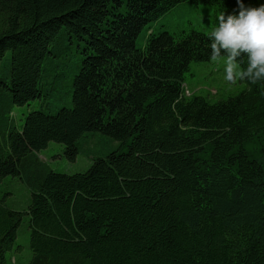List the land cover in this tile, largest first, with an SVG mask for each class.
I'll return each mask as SVG.
<instances>
[{"label":"trees","instance_id":"1","mask_svg":"<svg viewBox=\"0 0 264 264\" xmlns=\"http://www.w3.org/2000/svg\"><path fill=\"white\" fill-rule=\"evenodd\" d=\"M181 3L239 11L237 0H0V120L70 96L30 110L0 149V181L17 176L31 192L24 212L0 199V264L24 214L27 264H264V75L246 73L238 50L243 90L182 95L214 37L152 28ZM87 131L117 143L86 170L38 160L49 141L74 160Z\"/></svg>","mask_w":264,"mask_h":264},{"label":"rangeland","instance_id":"2","mask_svg":"<svg viewBox=\"0 0 264 264\" xmlns=\"http://www.w3.org/2000/svg\"><path fill=\"white\" fill-rule=\"evenodd\" d=\"M217 12L211 4L181 3L172 8L166 15L152 24L155 31H189L192 29L209 32L217 22ZM145 29H142L135 38L138 46L144 43ZM78 48L77 43L72 44L71 51ZM228 56H213L204 61H191L189 69L184 73V85L195 94L215 102L236 94L246 87L241 77L238 62L233 60L234 68L230 70L227 63ZM63 104H70V96L62 97L61 101L50 102L45 96L30 100L22 105H14L8 120H0V149L6 146L8 130L13 126L17 130L22 127L25 115L32 109H47L54 104V108ZM108 136L97 132L87 131L78 139L79 151L74 160L64 155V146L55 141H49L45 148L36 154L40 162L50 169L63 173H76L86 170L91 164L92 156H101L116 146ZM13 210L24 212L31 199L30 188L17 176L6 175L0 181V199ZM28 215L24 214L18 225L17 235L12 248L6 252V261L3 264H27L31 257L29 246Z\"/></svg>","mask_w":264,"mask_h":264},{"label":"clouds","instance_id":"3","mask_svg":"<svg viewBox=\"0 0 264 264\" xmlns=\"http://www.w3.org/2000/svg\"><path fill=\"white\" fill-rule=\"evenodd\" d=\"M237 4L238 12L225 16L222 11L217 16L218 24L210 32L214 37L211 45L213 55H218L221 48L226 49L231 70L238 50H243L249 60L244 71L248 74L255 71V75L260 77L264 75V3L245 6L243 0H237Z\"/></svg>","mask_w":264,"mask_h":264}]
</instances>
